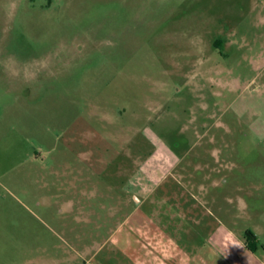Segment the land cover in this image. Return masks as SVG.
I'll return each mask as SVG.
<instances>
[{
	"label": "rangeland",
	"instance_id": "rangeland-1",
	"mask_svg": "<svg viewBox=\"0 0 264 264\" xmlns=\"http://www.w3.org/2000/svg\"><path fill=\"white\" fill-rule=\"evenodd\" d=\"M124 143L182 159L168 188L205 206L202 253L264 264V0H0V264L81 251L69 173L117 189Z\"/></svg>",
	"mask_w": 264,
	"mask_h": 264
},
{
	"label": "crops",
	"instance_id": "crops-1",
	"mask_svg": "<svg viewBox=\"0 0 264 264\" xmlns=\"http://www.w3.org/2000/svg\"><path fill=\"white\" fill-rule=\"evenodd\" d=\"M112 145L110 148H117L118 155L124 157L120 162L121 185L116 189V185L109 181L103 183L101 190L88 192L80 188V180L100 179L99 173L93 168L90 178L77 168L74 173H69L75 176L70 179L71 199L65 204L70 213L76 214L78 226L67 223L63 226L70 229L73 244L81 246V251L71 247L74 251L52 259V264H221L224 261L239 264L238 254L212 251L208 256L201 252L198 245L200 229H208V223L201 217L205 206L201 205L200 198H194L191 203L189 200L181 202L187 195L192 197L188 189L178 194L168 188L170 179L175 180L174 176L179 174L178 168L183 164L173 149L157 143L144 159L139 144ZM138 162L137 169L135 164ZM148 166L147 179L143 172ZM67 174L56 175L62 180ZM148 185L150 189L146 188ZM80 196L87 197L86 202L80 200ZM215 226L210 227L213 229ZM90 229L98 235L92 241L84 238ZM223 229L210 231V238L220 245L226 239L229 244L231 238L236 240L231 242L234 245L239 242L232 232H223ZM27 261L33 262L32 259Z\"/></svg>",
	"mask_w": 264,
	"mask_h": 264
},
{
	"label": "trees",
	"instance_id": "trees-1",
	"mask_svg": "<svg viewBox=\"0 0 264 264\" xmlns=\"http://www.w3.org/2000/svg\"><path fill=\"white\" fill-rule=\"evenodd\" d=\"M245 238L248 243L247 248L250 249L252 252H256V250L258 249V246H256L257 236L253 232L247 231Z\"/></svg>",
	"mask_w": 264,
	"mask_h": 264
}]
</instances>
